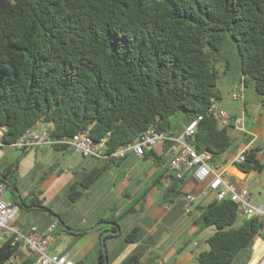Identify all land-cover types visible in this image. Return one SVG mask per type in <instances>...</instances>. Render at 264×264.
I'll list each match as a JSON object with an SVG mask.
<instances>
[{"label": "trees", "instance_id": "1", "mask_svg": "<svg viewBox=\"0 0 264 264\" xmlns=\"http://www.w3.org/2000/svg\"><path fill=\"white\" fill-rule=\"evenodd\" d=\"M230 58L238 61L240 83L251 87L264 107V0H0L3 143L10 145L30 127L52 124L53 139L87 128L94 140L109 133L105 144L112 152L151 126L172 135L173 117L181 116L184 128L192 117L203 114L190 143L216 161L233 142L227 126L218 127L207 109L211 99H219L217 63L224 60L229 69ZM170 145L171 141H160L159 152L150 147L144 154L161 165ZM256 152L248 150L237 167L260 171ZM105 161L68 185L71 202L80 199L113 160ZM12 171L0 168L16 187ZM162 176L143 189L135 204L152 188L161 187ZM169 178L164 195H184L191 191L185 190L189 183L197 184L191 172ZM19 195L23 206L42 204L40 193ZM193 209L196 229L188 242L214 228L205 238L207 248L196 256L197 264H230L262 229L257 216L239 220L238 205L228 198ZM121 217L100 218L97 223L119 224ZM106 228L114 229L100 225L96 230ZM140 231L135 224L118 236L136 243ZM109 237L113 236L104 238ZM11 242L12 236L3 237L0 264H33L30 256L11 263L20 248ZM98 248V263L104 264L101 240ZM142 254L138 249L121 264H141Z\"/></svg>", "mask_w": 264, "mask_h": 264}, {"label": "crops", "instance_id": "2", "mask_svg": "<svg viewBox=\"0 0 264 264\" xmlns=\"http://www.w3.org/2000/svg\"><path fill=\"white\" fill-rule=\"evenodd\" d=\"M231 82L233 85L231 93L235 91L233 89L238 83L241 87L239 76L232 78ZM243 89L245 88L243 87ZM243 89L238 90L243 94V101L234 100L231 95L222 99L218 90L219 99L215 100L216 105L232 117L227 128L233 144L231 148L216 159V163L220 164V168L237 186L245 187L253 194L254 204L258 202L260 204L264 202V197L258 198L250 190V187L255 189L254 183L258 176L257 191L259 195H264V107L259 99H254L258 102L255 108L248 107ZM238 117L242 118L240 128L235 125L234 121ZM183 126L184 123L182 122L175 123V131L172 132V135L180 134ZM41 127H52V124H42ZM6 146L0 147V154L6 155V149L3 151ZM152 148L155 149L154 152H159L158 143ZM250 149L257 150L256 158L262 164L260 171L254 169L243 171L231 163L235 154L243 150L247 152ZM20 151L25 153L32 151L31 155L37 162H39L40 157L51 154L55 157L58 156V158H65L67 151L71 153L65 168L58 166L48 172L45 171L43 178L46 177V179L40 184L36 181L38 172L32 171L29 174V191L25 193L19 191V193L22 196H27L32 192L40 193L38 197L42 204H36L39 207L21 205L16 216L9 222L12 228L22 232H26L30 228L42 231L52 221H57L54 217L56 214L67 227L83 230L81 233L63 231L57 221L54 239L48 247V253L66 255L71 264H99L98 243L102 231L96 229L87 231V229L94 226L100 218L110 219L111 217L122 216L119 226L120 230L123 226L125 231H120V233L126 234L136 224L141 228L140 238L136 243H128L123 236H118L120 234L118 233L105 239L108 264H121L125 258L138 249L143 251L140 258L141 264L196 263V256L199 252L196 247L199 245V241L194 239L188 242L196 229L192 220L196 212L193 209L190 214H185L180 210L183 194L171 192L164 195V189L169 185V176L173 174L168 170L171 157L169 148L164 155L165 161L161 165L155 164V158L148 156V154L139 156L133 152H128L121 159H112L113 161H109L103 174L83 191L80 199L74 202L68 199V185L81 177L83 173L95 166H101L107 161L82 156L73 152L69 147L67 149H54L52 145L36 146ZM64 160L66 161V159ZM38 166L39 164L36 168ZM255 172H259V174L256 175ZM162 173L161 187L152 188L146 198L135 204L143 189L148 187L152 180ZM205 185L206 183H197L192 187L193 183H189L185 188L186 191L191 190L190 193L196 197L193 208L197 204H205L212 200L211 194H201ZM16 187L18 189L17 185ZM6 201L18 202V198L16 199L14 196ZM131 205L134 206V209L123 215ZM40 206H46L49 210H44ZM141 211L142 213L139 214ZM241 217L244 216L241 215ZM58 228L61 231H57ZM84 230L86 231L84 232ZM205 238L204 244H206ZM0 240H3L1 234ZM28 256V252L21 247L12 257L11 263L18 262ZM230 264H264V230L260 231L253 239L252 244L239 252Z\"/></svg>", "mask_w": 264, "mask_h": 264}, {"label": "built area", "instance_id": "3", "mask_svg": "<svg viewBox=\"0 0 264 264\" xmlns=\"http://www.w3.org/2000/svg\"><path fill=\"white\" fill-rule=\"evenodd\" d=\"M241 89L243 88L240 83ZM234 100L243 101L242 92L234 91L231 93ZM207 114L213 116L217 121L218 127L228 126L231 123V115L223 109H220L214 99H211V105L207 109ZM203 119V114L192 117L178 135H170L166 131H158L154 126L149 127L139 137L134 140L118 146L114 151L107 152L106 140L109 133L99 140H94L90 136L89 128L77 132L72 136H63L53 139L50 136L52 127L35 126L28 128L24 134L11 143L19 150H27L32 147L42 145L63 144L68 146L73 152L82 156L94 157L102 160L121 159L128 152L136 155H144L147 148L155 146L163 140L171 141L169 150L171 157L168 163V170L177 178H182L184 173L191 172L193 179L197 183H206L201 190L202 195L211 194L212 200H223L228 198L238 205L241 215L244 217L257 216L262 220V230H264V202L260 204L253 203V194L245 187H239L220 168V164L212 160L211 153L207 151L198 152L190 143L199 122ZM235 125L240 128L242 118L234 119ZM4 127H0V147L6 146L3 143ZM246 151L243 150L234 155L231 163L237 165L245 161ZM6 183H0V234L3 237L12 236V244H19L20 248L25 249L33 259V264H71L66 255L48 253V247L54 239V230L57 227V221H52L45 229L39 231L30 228L22 232L12 228L9 222L19 211V205L14 202L2 199V194L6 190ZM195 195L187 192L183 196L182 210L189 214L195 200Z\"/></svg>", "mask_w": 264, "mask_h": 264}, {"label": "rangeland", "instance_id": "4", "mask_svg": "<svg viewBox=\"0 0 264 264\" xmlns=\"http://www.w3.org/2000/svg\"><path fill=\"white\" fill-rule=\"evenodd\" d=\"M231 66L229 69H226V64L223 60L217 63V70H218V82H217V89L222 95V99H225L228 95H231V88H233L231 79L232 78H238L239 76V70H238V61L234 58L229 59ZM241 87H239V83L234 87L233 90L238 91ZM243 89V88H242ZM241 89V90H242ZM244 94H246L247 98V106L250 108H255L256 105H258L254 99H259V96L254 92V90L251 87H247L243 89ZM181 116H175L173 117L172 123L175 124L180 122ZM175 129H172V132H174ZM6 149V150H5ZM5 150L6 155L0 154V168H11L13 171L11 172V178L15 179V183L18 186V192L23 191L24 193L29 191V174L32 171L38 172V178L36 181L41 183V181H44L46 179L43 178L44 175L43 173L46 171H50L51 169H54L55 167L61 166L62 168H65V164H67L68 158L71 156V153L67 151L65 154V158H58V156H54L53 154L46 156V157H40L39 162L35 161L34 157L31 155L32 151L30 152H21L20 150H17L13 146H6L3 151ZM53 151V149H50ZM52 153V152H51ZM66 159V161L64 160ZM39 164V166L36 168V166ZM256 175L259 174V172H255ZM257 180L254 183L255 189L250 187V190L258 197V198H263L264 195H259L257 191V185L259 183L258 176L256 177ZM35 184V182H34ZM62 195V194H61ZM18 198V196L13 192L12 188H6V191L2 194V199L3 200H10L12 197ZM259 203V202H258ZM257 203V204H258ZM140 212L139 214H141ZM135 215V214H134ZM122 218V217H121ZM119 219V222L121 220ZM241 214L239 215L238 219L240 220ZM57 231H61L60 228H58ZM121 231H125L124 227L122 226ZM214 231L213 227H209L205 230H203L197 237H194L193 240L199 241V245L196 247L197 250L201 251L207 248V245L204 244V238L208 235L211 234ZM2 240H0L1 244ZM15 261V260H14ZM194 264H196L194 262Z\"/></svg>", "mask_w": 264, "mask_h": 264}, {"label": "water", "instance_id": "5", "mask_svg": "<svg viewBox=\"0 0 264 264\" xmlns=\"http://www.w3.org/2000/svg\"><path fill=\"white\" fill-rule=\"evenodd\" d=\"M177 113H179L177 111ZM0 178L8 185L10 186V188H12L13 192L18 196V203L20 205H22V200L21 197L19 195L18 190L16 189V187L13 186V184L11 183V181L9 179H7L6 177L2 176V174L0 173ZM34 207H39L38 205H35ZM55 219H57L58 223L60 224V226L63 229H66L68 231H72L74 233H81L83 230L82 229H75V228H69L67 226L64 225L63 221L60 219V217L56 214H54ZM100 225H107L109 227H113L112 228H108L102 231V233L100 234V240H101V250L104 256V264H108V259H107V249H106V244H105V235L107 234H111V235H115L120 233V226L117 222H113V221H104V222H99L97 224H95L94 226L90 227L87 229V231H91V230H95L97 229Z\"/></svg>", "mask_w": 264, "mask_h": 264}]
</instances>
